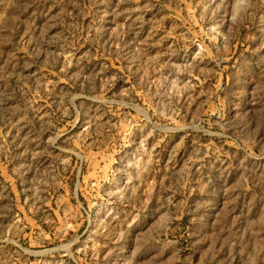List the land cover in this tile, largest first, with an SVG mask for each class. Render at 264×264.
I'll return each instance as SVG.
<instances>
[{
  "label": "rangeland",
  "instance_id": "obj_1",
  "mask_svg": "<svg viewBox=\"0 0 264 264\" xmlns=\"http://www.w3.org/2000/svg\"><path fill=\"white\" fill-rule=\"evenodd\" d=\"M0 264H264V0H0Z\"/></svg>",
  "mask_w": 264,
  "mask_h": 264
}]
</instances>
